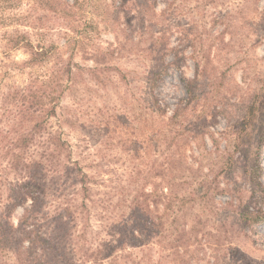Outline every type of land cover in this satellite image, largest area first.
<instances>
[{"label":"rangeland","instance_id":"374dc122","mask_svg":"<svg viewBox=\"0 0 264 264\" xmlns=\"http://www.w3.org/2000/svg\"><path fill=\"white\" fill-rule=\"evenodd\" d=\"M77 4L81 23L68 25L62 18L49 17L47 23L52 28L36 31L17 20L2 24L3 16L26 11V0L0 2V110L9 91L24 88L32 79L52 78L60 59L67 61L71 57L82 65H96L83 58V46L73 37L89 36L91 44L102 47H111V43L115 46L117 41L129 43L106 61L117 66L102 73L106 83H97L87 73L72 87L54 83L51 105L56 106V114L49 120L50 129L69 141L72 157L88 174L95 196L109 199L103 206L115 209L117 215L126 210L122 199L129 201L135 187L151 189L153 184L146 183L145 170L151 166L154 169L162 159V150L168 143L163 134L168 141L176 135L189 156V167L176 173L190 180L178 190L187 194L200 179L208 187L203 197L186 200L180 211L184 216L180 221L188 217L190 226L200 218L194 234L198 240L184 253L189 264H264V224H249L244 218L251 211L264 210V0H78ZM76 25L86 34L77 33ZM15 28L27 30L34 43L51 47L49 56L29 63L30 54L23 47L7 49L4 30L13 32ZM163 30L171 45L180 51V67L168 66L172 55L163 58L166 62H159L157 70L167 66L170 70L158 87L165 116L156 115V120L150 121L143 115L146 102L152 98L147 71L156 60L145 59V65L139 64L137 57L130 54L133 50L129 41L140 42L139 47L146 49ZM181 77L194 81L188 87ZM63 82L64 79L62 85ZM252 103L255 110L248 114L247 107ZM177 108L179 113L170 122L168 118ZM16 122L14 117L0 114L4 131L13 129ZM146 123H152L150 130ZM148 131L154 138L151 144L145 140ZM37 137V145L30 150L34 154L31 158L42 161L47 133L42 129ZM136 149L141 157L132 159ZM8 160L6 152L0 155L2 203L12 194V184L19 178L15 169L7 167ZM132 169L139 172L133 176ZM38 175L36 179L42 183L43 172ZM77 188L80 184L69 185L67 193ZM75 196L81 203L83 193ZM87 203L92 206L90 201ZM103 209L102 205L91 207L85 236L80 235L82 221L72 232L68 248L74 241L79 250L76 255L70 253L73 258H68V263L95 264L93 259L79 256L89 245H97V229L103 231L100 237H108L103 229L112 219L100 223ZM23 212V206L18 207L13 221L17 223ZM156 213L152 210L151 217ZM154 248L155 259L171 252L159 244ZM139 250L132 247L138 257L142 255ZM37 251L42 250L39 247ZM7 260L16 264L11 255ZM65 263L57 260L56 264Z\"/></svg>","mask_w":264,"mask_h":264},{"label":"trees","instance_id":"16d2710c","mask_svg":"<svg viewBox=\"0 0 264 264\" xmlns=\"http://www.w3.org/2000/svg\"><path fill=\"white\" fill-rule=\"evenodd\" d=\"M8 1L13 0H0V2ZM26 2L28 4L26 11L15 16H3L2 24L17 20L18 24L40 31L52 28L47 23L49 17L62 18L68 25L82 22V15L77 9L78 0H26ZM172 4L173 1L168 5ZM167 9L168 7L162 11V15H165ZM78 26L74 27L77 33L86 34ZM13 30V32L4 30L3 33L7 49L23 47L30 54L29 63L44 61L49 56L51 47L46 48L41 43H34L27 30L19 28ZM164 30L151 45L145 47L146 49L139 47L140 42L136 43L133 39L129 41L133 50L130 54L137 57L136 61L139 64L145 65V59L156 60L154 67L147 71L148 88L152 98L146 102L143 115L150 121L156 120V115L165 116L159 97V81L166 73H170L168 66L175 69L180 67L177 61L181 55L180 51L171 45ZM73 38L75 43L82 44L83 58L93 60L96 65H82L74 62L71 57L67 61L60 59L51 73L52 78L32 79L24 88L9 91L2 100L0 114L12 116L17 119V122L15 127L8 129L7 132L0 127V155L6 152L9 156L7 167L15 169L19 178L15 184H12V194L6 198V202L2 203L4 199L0 200L2 203L0 264H10L7 260L10 255L15 257L16 264H56L57 260H65L67 262L65 264H72L67 261L68 258H73L70 257V253L76 255L79 248L73 241L69 249L68 241L73 239L72 232L81 221L83 232L80 235H86L91 207L94 205H102L104 208V215L98 218L101 224H103L102 220L112 219L109 227L106 225L103 229L107 230L108 237H100L103 231L97 229L95 240L99 242L94 246L89 245L84 255L79 256L80 258L93 259L95 264H162L164 261L171 264H189L190 261L185 258L184 253L191 243L198 240L197 235L194 236V234L200 218L196 224L190 226L188 217H185L183 222L180 221L184 218L180 211L186 200L203 197L208 187L205 181L200 179L187 194H181L178 190L181 185L190 180L181 179L182 174L176 173L184 170L186 165L189 167L187 150L181 145L176 135L168 141L167 135L163 134L164 142L168 143L162 150V159L154 169L151 166L145 170L146 183L153 184L151 189L135 187V193L129 201L126 198L122 199L127 206L126 210H121L122 213L117 215L115 209L103 206V203L108 202L109 199L95 196L96 189L91 186L92 181H88V174L83 171L79 161L72 157L69 141L60 133L50 129L49 120L56 114V106L51 105L56 89L54 83L57 84L56 86L61 85L65 88L72 87L79 81L78 78L84 77L85 73L97 83H106L102 73L117 68L116 65L107 64L106 61L120 54V48L129 44L117 41L115 46L110 44L111 48L91 44V38L86 35ZM85 39L88 40L85 42ZM166 55H172L173 58L168 61L167 67L157 70L159 62H166L163 60ZM204 68L205 66L200 68L198 75ZM123 76L125 77L124 73ZM136 78L137 76L134 77L135 80ZM181 78L186 80L185 77ZM63 79L64 85H62ZM193 81L189 80L185 83H188L189 87ZM253 110L255 107L252 103L247 107V113L251 114ZM178 113L179 108L168 120L173 122ZM246 123L244 122L243 125L245 126ZM146 126L150 130L152 123H146ZM42 129L44 133H47V146L43 160L35 161L31 158L34 154L30 150L37 145V136ZM12 132L16 133L15 137L11 136ZM146 136L148 139L145 140L151 144L154 138L151 137L150 131L146 133ZM139 157L141 152L136 149L131 158ZM41 167H43L42 170ZM41 172H43L41 180L45 178V182L42 181V183L36 179ZM132 172L135 176L139 170L132 169ZM156 177L159 181H154ZM77 184H80V188L67 193L69 185ZM78 193H83L81 203H78L75 198ZM88 201L92 203V206H89ZM159 203L163 204L162 209L159 208ZM20 206H23L24 212L18 216L16 223L12 217ZM154 209L157 213L152 216V220L151 212ZM244 218L249 221V224L263 225L264 210L260 208L251 211L244 215ZM44 228L47 231H42ZM156 244L162 247L167 246L171 252L155 259L152 252ZM39 247L41 252L37 251ZM132 247L140 248L142 255L138 257V253H134Z\"/></svg>","mask_w":264,"mask_h":264}]
</instances>
